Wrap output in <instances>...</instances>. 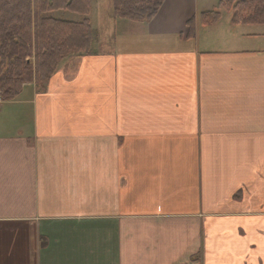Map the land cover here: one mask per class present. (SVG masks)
Listing matches in <instances>:
<instances>
[{
    "label": "crops",
    "instance_id": "0c3cea01",
    "mask_svg": "<svg viewBox=\"0 0 264 264\" xmlns=\"http://www.w3.org/2000/svg\"><path fill=\"white\" fill-rule=\"evenodd\" d=\"M90 2L89 52L0 101V264H264V25Z\"/></svg>",
    "mask_w": 264,
    "mask_h": 264
},
{
    "label": "trees",
    "instance_id": "16d2710c",
    "mask_svg": "<svg viewBox=\"0 0 264 264\" xmlns=\"http://www.w3.org/2000/svg\"><path fill=\"white\" fill-rule=\"evenodd\" d=\"M165 0H114L116 18L146 23ZM218 7L232 13L233 25H264V0H220ZM67 11L81 22L57 20L49 14ZM90 0H0V96L14 100L29 83L43 89L60 62L89 52L93 30ZM217 9L201 14L203 25L219 22ZM195 37V20L188 22Z\"/></svg>",
    "mask_w": 264,
    "mask_h": 264
},
{
    "label": "rangeland",
    "instance_id": "374dc122",
    "mask_svg": "<svg viewBox=\"0 0 264 264\" xmlns=\"http://www.w3.org/2000/svg\"><path fill=\"white\" fill-rule=\"evenodd\" d=\"M220 0H208L210 5L216 6V9L223 13L224 16H232V13L230 11H226L224 9H220L218 7ZM93 26L98 30H109L111 26H113V20L114 17V0H93ZM50 17L57 19V20H63V21H74L77 20V15L67 12V11H58L53 12L49 14ZM74 19V20H73ZM122 20V19H118ZM124 20V19H123ZM104 35V31L101 32ZM98 35V33H97ZM109 35H106L104 37V42L107 43L110 40H112L111 37H108ZM98 39V36H97ZM93 42V41H92ZM88 53V52H86Z\"/></svg>",
    "mask_w": 264,
    "mask_h": 264
}]
</instances>
